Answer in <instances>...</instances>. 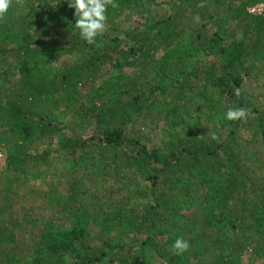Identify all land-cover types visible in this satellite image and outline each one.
Wrapping results in <instances>:
<instances>
[{"label": "trees", "instance_id": "trees-1", "mask_svg": "<svg viewBox=\"0 0 264 264\" xmlns=\"http://www.w3.org/2000/svg\"><path fill=\"white\" fill-rule=\"evenodd\" d=\"M255 1L116 0L97 47L68 0H12L0 19V69L13 72L0 89V264H242L248 245L264 255V104L248 87L264 76V13L246 10ZM208 2L222 6L210 33L195 18ZM60 52L76 62L50 63ZM49 96L95 129L71 136ZM240 107L245 118H223ZM147 126L174 137L151 145ZM58 162L31 214L36 255L1 213ZM177 238L190 245L182 255Z\"/></svg>", "mask_w": 264, "mask_h": 264}, {"label": "rangeland", "instance_id": "rangeland-1", "mask_svg": "<svg viewBox=\"0 0 264 264\" xmlns=\"http://www.w3.org/2000/svg\"><path fill=\"white\" fill-rule=\"evenodd\" d=\"M222 8L220 5H213L210 2L204 6L199 13L195 14L197 25L204 27V31L210 33L214 29V23L212 15L215 12L220 11ZM13 44V42H11ZM78 54L76 52H60L57 54L50 63L61 64L66 63L68 65L76 62ZM7 72V73H6ZM13 77L12 69L3 71L0 69V89L4 91L8 81ZM249 90L255 94L253 98L259 104H264V76L262 80L257 83L251 82L249 84ZM80 97L86 98L94 90L92 83H87L80 89ZM48 108L52 111L51 115L58 120L67 122L71 136H84L91 133L95 129V123L86 117H81L73 113V111L64 107L61 104H56L53 97L49 96L46 102ZM145 140L149 144L162 143L168 138L174 137L171 131H167L163 127H143L142 128ZM249 153L253 154L256 151L255 145L251 142L248 144ZM6 149L3 141L0 139V170L4 168L6 164ZM260 156V154H259ZM262 159V156H260ZM258 159H253L252 164H258ZM262 161H264L262 159ZM63 162H58L57 169H53L49 173L31 177L29 180L22 182L18 188L19 194L11 198V202L8 205L6 212H2L7 218H12L10 228L12 226L14 234L18 240H21L23 246H29L34 249L37 255V242H38V227L34 225L31 214L37 213L40 209V205L46 202V196L41 194L44 189L51 188L53 183L59 181L58 172ZM261 166V165H260ZM35 190V191H34ZM152 258V257H151ZM240 259L242 264H264V255L260 251H256L252 246L248 245L240 253ZM150 264H156L154 258L150 260Z\"/></svg>", "mask_w": 264, "mask_h": 264}, {"label": "clouds", "instance_id": "clouds-1", "mask_svg": "<svg viewBox=\"0 0 264 264\" xmlns=\"http://www.w3.org/2000/svg\"><path fill=\"white\" fill-rule=\"evenodd\" d=\"M16 2L22 6L24 0H16ZM11 3L12 0H0V19L4 18ZM109 6L116 9L119 4L116 3V0H68V7L75 9V28L79 30L80 37L88 44L101 46L97 44V37L102 36L109 27L106 23L108 19L106 13ZM240 94L241 89L236 88L235 95L239 96ZM247 114V110L242 107L230 108L223 118L237 120L245 118ZM212 139L217 140L218 137L213 134ZM189 247L188 241L183 238H177L172 245L176 255H182L189 250Z\"/></svg>", "mask_w": 264, "mask_h": 264}, {"label": "built area", "instance_id": "built-area-1", "mask_svg": "<svg viewBox=\"0 0 264 264\" xmlns=\"http://www.w3.org/2000/svg\"><path fill=\"white\" fill-rule=\"evenodd\" d=\"M246 10L250 14H263L264 13V0H258V1H255L249 4L246 7Z\"/></svg>", "mask_w": 264, "mask_h": 264}]
</instances>
